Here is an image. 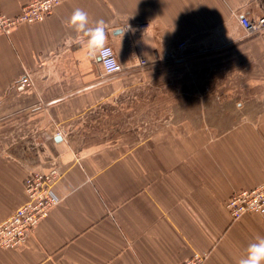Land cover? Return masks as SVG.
Wrapping results in <instances>:
<instances>
[{
  "label": "crops",
  "instance_id": "1",
  "mask_svg": "<svg viewBox=\"0 0 264 264\" xmlns=\"http://www.w3.org/2000/svg\"><path fill=\"white\" fill-rule=\"evenodd\" d=\"M31 1L0 0V11L15 17ZM76 8L89 26L105 22L120 75L105 76L84 55L82 33L68 23ZM240 13L257 21L264 0H61L45 20L0 36V150L4 133H36L21 158L0 151V223L27 201L29 173L62 171L59 204L24 244L0 248V264H182L196 254L204 264H238L264 238V213L233 221L224 207L264 183V28L245 31ZM183 41L180 64L165 59ZM176 71L188 78L181 91H218L215 133L175 128ZM209 73L213 84L201 80ZM139 95L150 96L153 114L165 108L148 132L156 134L134 149L78 157L53 141L81 133L76 124L113 97Z\"/></svg>",
  "mask_w": 264,
  "mask_h": 264
},
{
  "label": "rangeland",
  "instance_id": "2",
  "mask_svg": "<svg viewBox=\"0 0 264 264\" xmlns=\"http://www.w3.org/2000/svg\"><path fill=\"white\" fill-rule=\"evenodd\" d=\"M179 61L181 60H170L175 65L180 64ZM216 79L215 74L209 73L207 77L201 75V80L210 84ZM174 81L175 96L180 98L175 100V128L180 131L187 125L191 129L202 128L206 132L215 133L216 127L218 128V91L209 87L193 92L188 89L181 91L182 85L188 84V78L187 75H181L177 71ZM197 86L198 84L195 87ZM182 97L185 99L181 100ZM164 108L159 107L158 115L153 114L149 95L143 97L139 95L137 99L113 97L109 105L100 107L103 113L99 114L98 109H95L96 113L91 114L86 121L76 124V130L81 133L56 134L62 137L63 145L71 148L72 153L78 157L109 148L130 150L156 134L148 132L155 129L156 121L160 126L162 125L161 113ZM189 110L191 114H188ZM183 119L186 122H183ZM35 134L18 132V130L16 133H4L1 153L4 157L20 156L21 158L23 142L27 141L29 135Z\"/></svg>",
  "mask_w": 264,
  "mask_h": 264
},
{
  "label": "built area",
  "instance_id": "3",
  "mask_svg": "<svg viewBox=\"0 0 264 264\" xmlns=\"http://www.w3.org/2000/svg\"><path fill=\"white\" fill-rule=\"evenodd\" d=\"M61 0H33L25 5L20 14L9 17L0 11V36L9 35L23 24L38 23L52 15L60 5ZM239 24L247 32H255L264 28V17L257 21L249 19L240 13L237 15ZM149 23L138 24V29H149ZM105 62L101 63L104 75L115 77L123 72L117 53L112 45ZM187 42H180L174 53H165V59H183ZM142 66H148L145 59L140 60ZM30 83L28 76L18 82V89L23 90ZM60 135L56 134L53 141ZM60 167H54L46 172L33 171L24 180L27 201L8 219L0 223V248H14L24 244L36 226L45 219L50 211L59 204L60 199L54 192V186L61 177ZM224 207L233 221L241 219L247 213H264V183L253 189H242L235 192ZM205 255L196 254L182 264H204Z\"/></svg>",
  "mask_w": 264,
  "mask_h": 264
},
{
  "label": "clouds",
  "instance_id": "4",
  "mask_svg": "<svg viewBox=\"0 0 264 264\" xmlns=\"http://www.w3.org/2000/svg\"><path fill=\"white\" fill-rule=\"evenodd\" d=\"M68 23L77 33H82L81 43L84 55L97 63H104L105 57L110 52V49L106 47L105 22L101 19L97 20L94 26H89L88 13L83 9L76 8ZM120 33L121 30L117 29L113 35L118 36ZM238 264H264V238H257L250 242L245 250V255L239 259Z\"/></svg>",
  "mask_w": 264,
  "mask_h": 264
},
{
  "label": "water",
  "instance_id": "5",
  "mask_svg": "<svg viewBox=\"0 0 264 264\" xmlns=\"http://www.w3.org/2000/svg\"><path fill=\"white\" fill-rule=\"evenodd\" d=\"M56 141H57V142L62 141V137H57V138H56Z\"/></svg>",
  "mask_w": 264,
  "mask_h": 264
}]
</instances>
